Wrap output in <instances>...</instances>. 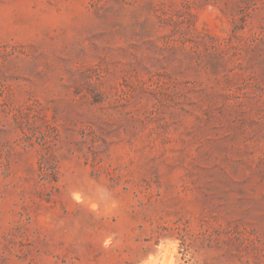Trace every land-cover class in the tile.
<instances>
[{"label":"rangeland","instance_id":"1","mask_svg":"<svg viewBox=\"0 0 264 264\" xmlns=\"http://www.w3.org/2000/svg\"><path fill=\"white\" fill-rule=\"evenodd\" d=\"M0 264H264V0H0Z\"/></svg>","mask_w":264,"mask_h":264}]
</instances>
